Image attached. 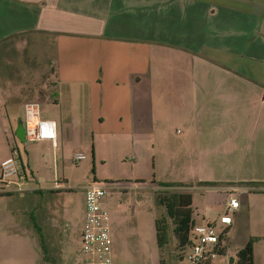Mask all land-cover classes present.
Returning <instances> with one entry per match:
<instances>
[{"label":"crops","instance_id":"0c3cea01","mask_svg":"<svg viewBox=\"0 0 264 264\" xmlns=\"http://www.w3.org/2000/svg\"><path fill=\"white\" fill-rule=\"evenodd\" d=\"M47 42L55 58L49 91L55 85L61 103L44 118L54 121L55 146H42L81 144L89 129L93 161L133 154L141 163L146 148L155 149L180 171L177 183L220 192L221 209L228 194L264 198V0H0V125L47 97L29 84L34 45ZM0 138L8 147L1 161L15 143L4 128ZM33 151L18 157L36 191ZM240 211L238 204L229 225L216 223L219 213L201 219L226 230ZM49 215L37 208L30 219L44 228Z\"/></svg>","mask_w":264,"mask_h":264},{"label":"rangeland","instance_id":"374dc122","mask_svg":"<svg viewBox=\"0 0 264 264\" xmlns=\"http://www.w3.org/2000/svg\"><path fill=\"white\" fill-rule=\"evenodd\" d=\"M34 49L36 66L34 78L29 84L36 88L45 87L43 91H35L39 92V97L49 92L38 105L39 117H54L61 103L60 92L55 85L49 91L48 84L49 74L51 70L54 73L55 67L54 47L47 42L45 46L34 45ZM14 61L18 59L14 58ZM77 112L88 115L85 103L84 107L78 104ZM19 118L20 121L10 124L1 122L0 130L4 128L9 142H12L11 139L14 141L22 161H25L27 149L31 147L35 150L29 155L32 169L29 179L40 190L35 188L36 191L32 189L0 198V264H81L78 231L82 223L84 188L91 181L108 186L102 199V209L107 215L111 264H181L179 249L170 232V219L164 208L155 204L156 195L190 193L192 220L195 223H203L201 218L204 215L212 218L223 213L220 192L212 194L177 183L180 171L161 162L162 155L155 149L150 151L146 148L145 154L138 159L141 163L133 154L120 159L112 154L109 161L99 163L91 160L93 140L89 129L83 131L81 144L66 141L52 151L42 146L39 142L42 140L21 141L15 135L18 123L22 124L24 119L20 113ZM37 147L44 151L37 153ZM78 147L85 158L73 162L72 153ZM83 148L89 149V152ZM7 149L5 141L0 138V154ZM54 182L61 183L63 187L50 190ZM179 184L183 186H176ZM232 194L242 211L236 214L229 229L222 230L220 225H215L216 234L221 236L223 251L212 260V264H233L235 252L249 239L252 240L255 264H264L263 195L260 192ZM226 200L227 197L223 202ZM37 208L50 211L49 223L44 228H36L30 219ZM154 218L160 219L166 227L167 242L161 249L157 248L154 240Z\"/></svg>","mask_w":264,"mask_h":264},{"label":"built area","instance_id":"2783aa9c","mask_svg":"<svg viewBox=\"0 0 264 264\" xmlns=\"http://www.w3.org/2000/svg\"><path fill=\"white\" fill-rule=\"evenodd\" d=\"M23 138L27 141L48 140L55 146V125L51 119L39 117L36 102L23 104ZM81 152L72 154V161L84 159ZM27 175L23 171L15 146L11 147L7 157L0 161V193H21L29 190ZM61 183L54 182L50 190H59ZM107 187L104 183L91 181L84 188L82 223L79 231L81 264H111L110 239L108 235L107 215L102 209V199ZM239 202L228 194L223 213L217 216L216 223L229 225L230 214ZM219 236L215 232V222H192L188 229L186 243L178 250L181 264H212V260L221 249Z\"/></svg>","mask_w":264,"mask_h":264},{"label":"trees","instance_id":"16d2710c","mask_svg":"<svg viewBox=\"0 0 264 264\" xmlns=\"http://www.w3.org/2000/svg\"><path fill=\"white\" fill-rule=\"evenodd\" d=\"M13 147V146H11ZM10 147V148H11ZM208 185L215 184L214 182H206ZM248 185L249 183H242ZM173 186V185H166ZM183 186V185H176ZM11 193H3L0 195H10ZM155 204H159L164 208L166 216L170 219V232L175 239V245L179 249L183 246L188 237V229L193 222L191 211V195L190 193H170L169 195H156ZM154 240L158 249H161L167 242L166 227L161 223V220L154 218L153 220ZM221 236H219V239ZM252 240H247L245 244L239 248L232 260L233 264H253L251 255ZM222 250H219V254Z\"/></svg>","mask_w":264,"mask_h":264},{"label":"water","instance_id":"95a60500","mask_svg":"<svg viewBox=\"0 0 264 264\" xmlns=\"http://www.w3.org/2000/svg\"><path fill=\"white\" fill-rule=\"evenodd\" d=\"M15 135L21 140L23 141V127L21 123H18L16 129H15Z\"/></svg>","mask_w":264,"mask_h":264}]
</instances>
